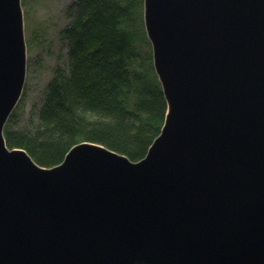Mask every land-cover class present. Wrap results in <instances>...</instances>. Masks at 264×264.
<instances>
[{
	"label": "water",
	"instance_id": "obj_1",
	"mask_svg": "<svg viewBox=\"0 0 264 264\" xmlns=\"http://www.w3.org/2000/svg\"><path fill=\"white\" fill-rule=\"evenodd\" d=\"M167 103L138 160L82 140L8 147L26 47L0 0V264H264V0H144Z\"/></svg>",
	"mask_w": 264,
	"mask_h": 264
},
{
	"label": "trees",
	"instance_id": "obj_2",
	"mask_svg": "<svg viewBox=\"0 0 264 264\" xmlns=\"http://www.w3.org/2000/svg\"><path fill=\"white\" fill-rule=\"evenodd\" d=\"M36 0H21V5ZM144 0H73L59 30L67 67L57 65L36 119L18 122V101L7 117L8 147H22L39 164L61 162L82 140L141 159L160 134L167 103L152 60L143 19ZM35 32L26 37L28 47Z\"/></svg>",
	"mask_w": 264,
	"mask_h": 264
},
{
	"label": "rangeland",
	"instance_id": "obj_3",
	"mask_svg": "<svg viewBox=\"0 0 264 264\" xmlns=\"http://www.w3.org/2000/svg\"><path fill=\"white\" fill-rule=\"evenodd\" d=\"M73 0H36L22 5L25 42L35 32L31 47H26L25 82L14 128H26L36 119L35 109L41 104L48 81L57 65L67 67V43L61 38L62 29L71 17L66 13ZM35 121V120H34Z\"/></svg>",
	"mask_w": 264,
	"mask_h": 264
}]
</instances>
